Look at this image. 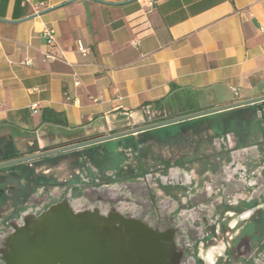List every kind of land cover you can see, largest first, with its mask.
<instances>
[{"label": "crops", "instance_id": "0c3cea01", "mask_svg": "<svg viewBox=\"0 0 264 264\" xmlns=\"http://www.w3.org/2000/svg\"><path fill=\"white\" fill-rule=\"evenodd\" d=\"M44 27L60 61L43 58ZM261 96L264 0H160L146 16L132 0H0V154Z\"/></svg>", "mask_w": 264, "mask_h": 264}, {"label": "flooded vegetation", "instance_id": "af4514ba", "mask_svg": "<svg viewBox=\"0 0 264 264\" xmlns=\"http://www.w3.org/2000/svg\"><path fill=\"white\" fill-rule=\"evenodd\" d=\"M62 204L140 225L158 264H264V102L0 169V264L7 241Z\"/></svg>", "mask_w": 264, "mask_h": 264}, {"label": "water", "instance_id": "95a60500", "mask_svg": "<svg viewBox=\"0 0 264 264\" xmlns=\"http://www.w3.org/2000/svg\"><path fill=\"white\" fill-rule=\"evenodd\" d=\"M134 1L136 0H132ZM261 102H264V96L167 120L160 124L135 128L121 134L78 141L14 161L2 162L0 159V169ZM116 225L119 228H116ZM30 226L21 236L7 241L3 254L6 264H158L159 258L162 257L159 247L146 243V239L142 238L140 225L117 217L104 219L96 214H74L65 204L52 207ZM149 240L147 238V242Z\"/></svg>", "mask_w": 264, "mask_h": 264}, {"label": "built area", "instance_id": "2783aa9c", "mask_svg": "<svg viewBox=\"0 0 264 264\" xmlns=\"http://www.w3.org/2000/svg\"><path fill=\"white\" fill-rule=\"evenodd\" d=\"M136 1L139 4V12L141 13L142 16H146L147 14H149V12L154 9L156 4H158L160 2V0H136ZM38 7L42 8L43 5H39ZM41 37L44 40V44H45V48H46V50L44 52H42L43 58L45 60H50V61H60V58H58L53 52L50 51L56 45V32H55V30L51 27H44L42 32H41ZM139 42H140L139 39L135 38L131 42V45L134 47H138ZM77 50L83 56H86L89 53V49L84 48L80 44H78ZM24 65L30 66L31 62L29 60H26L24 62ZM124 115L126 117H130L129 114H124Z\"/></svg>", "mask_w": 264, "mask_h": 264}]
</instances>
